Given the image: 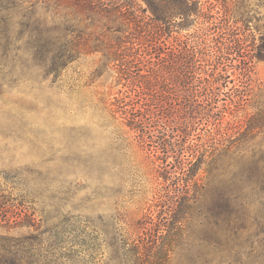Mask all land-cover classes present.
I'll list each match as a JSON object with an SVG mask.
<instances>
[{
    "label": "rangeland",
    "instance_id": "1",
    "mask_svg": "<svg viewBox=\"0 0 264 264\" xmlns=\"http://www.w3.org/2000/svg\"><path fill=\"white\" fill-rule=\"evenodd\" d=\"M124 1L146 27L75 0L24 2L26 20L0 0V246L12 237L52 245L58 234L62 253L78 249L83 264H182L200 235L196 212L173 217L183 195L193 205L212 159L256 157L264 177V0H184L158 25L145 0ZM229 33L244 64L222 45ZM55 38L70 58L58 72L43 67ZM117 41L133 47L115 50ZM254 182L255 194L243 186L239 198L251 233L253 220L264 223V179ZM93 241L89 257L81 246Z\"/></svg>",
    "mask_w": 264,
    "mask_h": 264
},
{
    "label": "trees",
    "instance_id": "2",
    "mask_svg": "<svg viewBox=\"0 0 264 264\" xmlns=\"http://www.w3.org/2000/svg\"><path fill=\"white\" fill-rule=\"evenodd\" d=\"M30 0H5V3H8V9H15L18 7L26 12L23 14L26 20H29L31 16L30 7L24 8L23 3L29 2ZM105 0H75L80 8L85 10H90L96 12L99 15H122L126 12H129L127 9L128 2H115L114 0L108 3H104ZM148 7L151 9L152 17L149 20L155 22V24L167 22L168 18L173 16L176 13L175 7L177 2H182L184 0H160L165 4V9H159L156 2L158 0H145ZM7 10V9H6ZM169 11V12H168ZM142 12L145 14V10ZM131 23L135 27H146L144 17H140L137 13H131ZM114 16V17H115ZM28 23V21H25ZM150 30H148L149 33ZM154 33V32H153ZM147 35V34H146ZM145 38V37H144ZM60 38L52 39L50 43L51 46L43 50H54L53 53L46 57L43 67H49L48 70L58 72L64 65L68 63L69 56L66 55L63 51V45L59 44ZM123 43V42H122ZM120 44L117 41L115 50H130L133 47V43H130L129 46H126L124 43ZM226 50L232 51L237 50V54L244 60L246 55H243L241 51L244 50L242 47V40L234 35H230L225 39L222 44ZM258 54L264 57V34L260 36V42L257 47ZM124 62L121 60V63ZM123 64L119 65L121 71H124L125 68L122 67ZM124 69V70H123ZM127 113V111H125ZM129 119V118H128ZM129 121L135 125H140V120L135 118L129 119ZM228 151L221 153L219 156H215L212 161L208 164H213L212 168L207 170V177L205 183V189L207 192H210L207 197L202 196L200 199L199 190L203 187H200L196 194L194 195V203L189 206L185 204L184 201L187 200V196H182L181 200L183 203H180V206L184 208V211H181L179 215L173 217L175 222H179V219H185V214L189 209H193L196 212L195 226L198 229L197 241L193 242L187 248V254L185 255V260L182 264H218L219 260L217 257H220V262L224 259V254L227 257L236 256L240 260L236 264H264V223L261 224L257 220H253L257 227L255 233L248 232V227L246 225V206L244 205L243 200L239 202L240 196H243L242 188L247 186L251 195L255 194L254 180H257V177L261 176V182H263L264 177L262 173H256L258 166H260L259 161L256 160V157H248L246 155H228ZM228 158L227 162L225 161ZM203 164V162H202ZM254 168L253 170L248 169ZM201 166H194L191 168L192 176L197 175L198 171L201 169ZM211 167V166H210ZM196 183V182H195ZM196 185V184H195ZM187 190V188H186ZM187 193V192H186ZM248 207V206H247ZM15 219H20V215L17 212H14ZM183 215V216H182ZM27 216V215H25ZM32 223H34L33 218ZM18 223V222H17ZM37 223L32 224V227H37ZM262 226V227H261ZM181 229V228H180ZM158 230V229H157ZM246 231V234L243 232ZM158 233V232H157ZM182 229L179 231V239L182 236ZM245 235L244 241H241ZM58 234L54 236L55 243L52 245L48 244L44 246L41 244L38 239L30 238V240L20 241L18 237L8 238L9 240L5 245L0 246V264H83V259L86 255H81L78 249H65V252L62 253V247L58 245L56 239ZM151 240L149 241L152 245L156 246L157 240L160 236L156 234H148L147 236ZM92 239L95 241V237L92 236ZM183 239V238H181ZM84 244L81 247H86L88 251V256L93 257L91 252H94L96 247L94 246L95 242ZM94 243V244H92ZM165 243L158 248L159 253L165 257L167 256V250L165 249ZM196 245V246H195ZM193 246L196 248H203L204 252H197L198 254H193ZM116 248L114 249V252ZM125 252V250H123ZM128 252L138 253L135 249H131ZM127 253V252H126ZM189 254V255H188ZM223 255V256H221ZM162 259V257H159Z\"/></svg>",
    "mask_w": 264,
    "mask_h": 264
}]
</instances>
